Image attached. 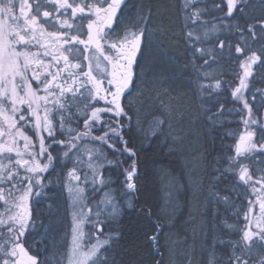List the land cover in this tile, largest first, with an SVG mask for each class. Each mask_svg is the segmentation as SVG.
I'll return each mask as SVG.
<instances>
[{"label": "snow or ice", "instance_id": "1", "mask_svg": "<svg viewBox=\"0 0 264 264\" xmlns=\"http://www.w3.org/2000/svg\"><path fill=\"white\" fill-rule=\"evenodd\" d=\"M124 2L34 0L32 14L33 6L28 0H22L19 14H16L17 0H0V202L6 206L7 213V220L0 218V225L6 226L11 222V226H7L8 240L0 243V253L8 259L0 256V264H37L36 258L28 254L20 238L24 236L31 219L28 200L33 194V186L44 187L40 174L55 167L56 158L49 148L57 144L66 149L63 156L73 164L68 177L75 182L74 187H69L74 211L68 264H109L106 253L112 250V241L119 239V232L110 230L106 234L105 228L110 229L122 209L116 189L110 187L115 181L111 173L105 174V169H119L117 175L123 176L124 196L127 197V206L131 208L130 198L137 189L135 178L138 177V168L136 159H133L136 156L135 146L129 147L130 139L124 136V132H130L132 128L133 118L129 115L131 102L126 110L122 97L134 84L133 67L138 63V57L143 55L147 42L155 36L148 27L150 15L138 17L136 21L127 18L121 20L119 10ZM189 2L187 0L185 8ZM242 2L244 0H222L227 7L224 18L231 17L237 4ZM42 7L53 11L41 13ZM214 7L222 11L220 4ZM240 10L243 12V9ZM205 11L196 9L192 12L189 19L200 28L191 29L185 35L187 46L192 49L190 58L193 67H197V60L203 61L197 70L217 63V54L222 58L226 48L229 58L232 55V41L219 40L218 45L214 44L213 47L198 46L212 42L213 37L218 39L220 32L216 24L207 26L209 21L202 19ZM140 20L144 24L137 29L126 28L123 35L116 32L118 26L139 24ZM117 21H121V24L118 25ZM256 26H247L253 42L264 39V22L258 25L259 37L254 31ZM226 27L235 28L244 44L241 47L237 43L235 53H250L240 64L244 70L243 76L231 92L233 98L243 102L247 115L241 120L244 130L234 145L235 154L226 158L223 170L214 169L217 173L214 179L220 181L226 178L225 174L238 175V181L250 187L255 200L249 198L247 201L240 238L235 242L217 241L231 244V254L226 259L217 256L214 243L208 264H220V261L223 264H264V175L254 178L249 166L240 163L241 159L258 162L259 156H264V122L254 116L243 94V90L249 87L246 79L252 75V65L258 61L264 64V44L254 51L244 35V28L239 25ZM48 28L56 30L49 31ZM157 46L163 47L162 42ZM204 78H210V74L205 72ZM221 86V79H216L214 84H199L201 92L205 89L215 91ZM101 102L103 106L97 107ZM222 111L223 105L208 119L213 121ZM103 116L108 119H102ZM81 119L82 131L71 126L79 124ZM122 120L127 123H121ZM163 123L162 119H154L150 134L156 135V130ZM255 128H259V137ZM25 129L31 130L36 138L29 136ZM101 130V135H93V132ZM57 131L61 135L66 134L65 139L57 141ZM46 138L52 142L47 146ZM118 144L120 147H117ZM106 149L111 150L116 158H108ZM45 157L46 162L41 163L40 158ZM5 159L7 163H4ZM127 160L131 162L127 163ZM217 163H221V160L218 159ZM21 170L30 175L21 176ZM24 181H27L26 187H23ZM18 192L20 194L17 196ZM213 194L220 200L228 201V197H220L218 192ZM257 206L258 214L255 212ZM85 224L94 229L89 239H94L95 243L90 246L81 243ZM224 226L233 227L226 221ZM158 232L157 224V234L149 236V240L154 252L161 255ZM254 249L258 251L254 253ZM112 264H115L114 260ZM155 264L161 262L156 261Z\"/></svg>", "mask_w": 264, "mask_h": 264}, {"label": "trees", "instance_id": "2", "mask_svg": "<svg viewBox=\"0 0 264 264\" xmlns=\"http://www.w3.org/2000/svg\"><path fill=\"white\" fill-rule=\"evenodd\" d=\"M185 3L184 0H127L126 14L134 12L138 17L150 15L148 27L155 36L147 42L143 55L138 57V63L134 65L135 88L140 92L138 97L146 101L144 108L149 114L142 126L132 125L130 132H124L125 138L130 139V143L136 148L137 189L130 198L132 207L129 208L127 197L118 192L116 181L110 186L116 189V197L120 200L122 211L110 229L105 228L106 234L110 230L119 232V239L112 241V250L106 253L109 264H112L113 260L115 264H155L156 261L167 263V227L161 212L162 193L155 167H164L182 184L179 194L181 207L172 224L175 237L184 239L188 246L186 258L189 262L183 259L182 264H208L214 243L217 256L226 259L231 254V244H220L217 241L235 242L240 238V229L244 225L239 216L244 213L248 199L254 196L250 187L239 182L238 177L234 178V174H225L226 178L215 181L217 173L214 169H224L226 158L235 154V138L244 130L241 120L245 115L233 107L235 100L231 92L239 85L240 77L243 76L244 70L240 64L250 53H235V45L240 43V46L244 47V44L239 39L238 31L226 26L239 25L244 28V35L249 39L252 50H257L264 44V39L253 42L247 26L257 25L254 31L257 37L260 36L258 25L264 22V1L249 0L246 5H239L233 15L227 18H224L227 7L222 0H196L189 2L187 8L184 7ZM215 4H220L222 11L216 9ZM196 9L206 10L202 13V19L209 21L208 27L212 24L220 27L218 39L213 37L212 42L198 45L199 47H213L214 44L218 45L219 40L232 41L233 44L231 58L226 48L222 58L217 54V63H210L199 70L197 68L203 61L197 60V67H193L190 58L192 49L187 46L185 40L187 31L200 28L189 19ZM240 9H243V12ZM142 22L144 24L143 20ZM160 42L163 47L157 46ZM257 54L259 55V52ZM251 69L252 75L246 79L249 87L245 91V99L249 106L255 107V93L258 89L256 85L264 86V64L258 61ZM205 72L210 74V78H204ZM151 78L156 79L154 85L149 82ZM216 79L222 80L221 89H205L201 92L200 83L214 84ZM225 81L227 83H224ZM248 89L254 91L253 95ZM156 101H160V106L152 110L150 106ZM123 104L128 110V96L124 97ZM221 105L222 114H217L214 120L210 121L208 116L216 114ZM229 109L232 111H228ZM129 115L133 118L132 122H135L138 116L131 104ZM155 117L164 120V123L156 130V135H151L149 130L153 127ZM168 120L176 121L175 124L179 125L178 129L183 134L188 131L196 132L197 144L193 147H197L196 155L202 157L199 162L201 173L195 177L200 185L194 200L195 215L191 217L188 205L191 196L185 184L182 160L177 152L169 151L166 129ZM61 139H65V135L58 132L56 140ZM187 139L192 140L188 135ZM51 143L50 140L47 141V145ZM61 150L64 148L58 144L49 148L56 158L55 167H50L43 174V188L35 185L37 189L30 200L31 219L21 240L27 252L36 258L37 264H65L68 251L71 217L66 173L71 164L65 165L60 160ZM108 153V158H116L112 156V152ZM218 159L221 163H217ZM251 165L256 176L264 175V156H259L258 162L251 160ZM118 171L113 170V180L120 177L117 175ZM197 184L195 183V186ZM215 192H218L220 197H228V201L218 199L213 194ZM185 221L187 227L183 229ZM225 221L233 227H225ZM157 224L161 255L154 252V246L149 240V236L157 234ZM257 251L258 249H254V253ZM220 264H223V261H220Z\"/></svg>", "mask_w": 264, "mask_h": 264}, {"label": "rangeland", "instance_id": "3", "mask_svg": "<svg viewBox=\"0 0 264 264\" xmlns=\"http://www.w3.org/2000/svg\"><path fill=\"white\" fill-rule=\"evenodd\" d=\"M187 2V0H184ZM196 0H190V2H195ZM249 0H244V2L242 3H238L237 7H239V5L244 4L246 5V2H248ZM258 1V0H257ZM260 1V0H259ZM264 1V0H261ZM236 7V9H237ZM234 9V10H236ZM140 17V16H139ZM147 17V16H145ZM126 18L127 19H131L132 21H136L138 18V15L135 16L134 12L131 13H127L126 14ZM141 25H143L142 20L139 21V24H126L124 26V29L122 31H116L117 33H120L121 35H123V32L125 31V29H131V30H135L138 27H140ZM133 71L136 75L135 69L133 67ZM252 72V69H251ZM134 75V84L131 86V90L129 92L126 93L125 96H128V102H131V105L134 109V111L137 114V118L135 120V122H132V125H141L144 123V119L145 117L149 114L148 111L145 110L144 108V101L143 98L138 97L140 96V92L138 91L137 88H135L136 85V77ZM249 78V77H248ZM149 82L151 83V85H154V83L156 82L155 78H151L149 80ZM35 87V84H34ZM256 87H258L256 94V103H255V107H251L253 109V113L254 116L261 118L262 122H264V86H261L260 84L256 85ZM252 88V87H251ZM253 89V88H252ZM252 89H248V91L250 92L251 95H253L252 93L254 92ZM247 89L243 90V94L244 97L246 98V94L245 91ZM156 97V96H155ZM235 100V102L232 103L233 107L238 110V111H242V113H244V115H247V110L244 109L243 107V102L240 100H237L235 98H233ZM158 100V98L156 99ZM124 101V97H122V103ZM157 105V106H156ZM97 107H102L103 106V102H101L100 104L96 105ZM160 106V101H156V103H152L150 108H152V110L154 108H158ZM102 119H108L107 116H103ZM155 119H159L158 117H155ZM176 121H170L168 120L167 124H166V129L168 132V137H169V151H174L177 152L179 154V156L181 157L182 160V164H183V172L185 174V184L187 186V188L189 189L188 194L191 196V199L188 203L189 205V214L190 217L195 215V209H194V200L196 198L197 195V190L198 187L200 185L197 184L196 181V176H198L201 171H199V162H200V158L199 155H196L195 153V149L197 147H193L195 144V138H196V132L195 131H188V133H181L178 129V124H175ZM121 123H127V121L122 120ZM72 127H77L78 130H83V120L81 119L79 121V124H72ZM259 130V128H255L254 129ZM26 133L29 136H32L33 139H35L36 137L33 135V132L29 129H25ZM102 131H95L93 132V135L99 136L102 134ZM243 131V130H242ZM241 131V132H242ZM239 132V133H241ZM257 132V136H259V131ZM58 133V131H57ZM66 135V134H65ZM73 135H75V133H73ZM187 135L188 137L190 136L192 138V140L187 139ZM186 138V139H185ZM239 135H237V138H235L234 140V145L236 143V141L238 140ZM126 139V138H125ZM190 140V141H188ZM47 141L48 139L46 138V146H47ZM257 143H258V139H257ZM23 142L21 141V148H22ZM98 146V145H97ZM129 147H133L135 145H133L132 143H129L128 145ZM117 147H120V145L118 144ZM60 149V148H58ZM64 151H66V149L61 150L60 155H62V157H60V160H62V162L66 165V164H71V168L73 167V164L71 162H69L66 158H64L63 153ZM107 151V155L109 156L108 152H110L111 150L106 149ZM136 151V148H135ZM58 152V151H56ZM112 152V151H111ZM113 153V152H112ZM114 155V154H113ZM116 157V156H115ZM28 157L26 156L25 159H27ZM13 159H15V156L13 155ZM41 159V163L46 162V157L45 158H40ZM115 159V158H114ZM120 159H125V157H120ZM134 159V157H133ZM131 160H127V163H130ZM4 163H7V160H4ZM127 163L124 165V167L127 166ZM240 163L246 164L249 166L250 171L252 172V175L255 177H259L256 176L253 172V168L251 165V160H247V159H241ZM71 168L67 169V193H68V198H69V202H70V217H71V223H70V227H69V246H68V251L65 257V264H68V256H69V252L70 249L72 248V237H73V233H72V228H73V203H72V197L71 194L69 192V187L75 186V182L71 181L70 178L68 177V172L71 170ZM113 170H119V169H107L105 170V174L107 175L108 173L113 172ZM155 172L158 175V180L160 183V187H161V193H162V207H161V212H162V216L164 217V220L166 222V230H165V240H166V246L168 247V256H167V263L166 264H182L183 259H186V261L188 260L186 258V253L188 252V246L187 243L184 239H179L177 237H175V233H174V229L172 227V224L174 223V220L176 218L177 213L179 212V209L181 207V204L179 202V194L182 190V184L180 182L179 179H177V177H175L172 173H170L167 169H165L162 166H158L155 167ZM45 172L40 174V179L42 178L43 174ZM24 175H30L25 173L23 170H21V176ZM237 178L238 175L234 174V178ZM123 180V176L120 175L119 178L116 179V177L114 178V181H116V187L118 189L119 194L121 193L122 195L124 194V190H123V186L121 181ZM195 183L197 184V186H195ZM27 185V181H24L23 187H26ZM38 186V185H37ZM18 187H21V185L18 184ZM258 187V185H257ZM39 188V186H38ZM37 187H35V184L33 186V194L35 193ZM251 191V190H250ZM20 193H16V195L18 196ZM32 194V195H33ZM32 195L29 197L28 200V205H29V209H30V200ZM97 199H99V194H97ZM250 199L255 200V196L250 197ZM248 208V204L244 209V212L247 211ZM6 206L3 204V202H0V218H3L5 220H7V213L5 211ZM15 211V209H14ZM255 212L256 214L259 213V209L258 206L255 208ZM244 213L239 216V218L243 221V225L245 224V221L243 219ZM238 218V219H239ZM190 220V218L188 219ZM187 220V221H188ZM30 222V221H29ZM185 229V226L187 227V222L185 221V223L183 224ZM7 226H11V222H8V225H0V243H4L6 240H8V233H7ZM83 232H84V237L81 239V243L82 245L85 246H90V244L95 243V240L89 239V234L94 232V229L91 228L88 224L84 225L83 228ZM242 234V232H241ZM103 238V237H102ZM20 240H22V237L20 238ZM22 243V241H21ZM9 247H11V245H9ZM29 254V253H28ZM30 255V254H29ZM0 256L3 257V259H8L7 256L3 255L2 253H0ZM31 256V255H30ZM15 259H19V257H16ZM189 261H187L188 263Z\"/></svg>", "mask_w": 264, "mask_h": 264}, {"label": "flooded vegetation", "instance_id": "4", "mask_svg": "<svg viewBox=\"0 0 264 264\" xmlns=\"http://www.w3.org/2000/svg\"><path fill=\"white\" fill-rule=\"evenodd\" d=\"M22 2V0H17V8H16V14H19V4ZM28 3L29 4H31L32 6H33V12H32V14H34V8H35V3H34V0H28ZM126 4H127V0H125V2L122 4V6H121V9L119 10V15L121 16V20H125V18H126ZM45 10H48V11H53V9H51V8H48V7H42L41 8V13L43 12V11H45ZM63 18V17H62ZM41 23H43V20H41L40 21ZM117 24L118 25H120L121 24V21H117ZM84 25H85V27H86V25H87V21L85 20L84 21ZM124 26H125V24H123L122 26H118L117 28H116V31H122L123 29H124ZM48 30L49 31H55L56 29H54V28H48ZM73 34H75V33H73ZM82 38H86V37H82ZM70 59H71V57H70ZM125 97V96H124ZM72 111H73V109H72ZM75 111V110H74ZM257 129V128H256ZM256 131H259V130H256ZM259 134V133H258ZM259 137V136H258ZM260 141H259V139H258V143H259Z\"/></svg>", "mask_w": 264, "mask_h": 264}, {"label": "bare ground", "instance_id": "5", "mask_svg": "<svg viewBox=\"0 0 264 264\" xmlns=\"http://www.w3.org/2000/svg\"><path fill=\"white\" fill-rule=\"evenodd\" d=\"M111 152V151H110ZM109 154V153H108ZM114 153H112V156H115V154L113 155ZM109 156H110V154H109ZM134 159H135V157H134ZM111 169H113V168H111Z\"/></svg>", "mask_w": 264, "mask_h": 264}]
</instances>
